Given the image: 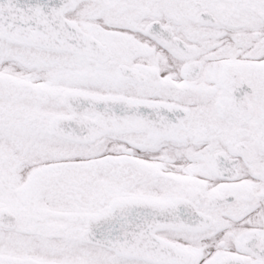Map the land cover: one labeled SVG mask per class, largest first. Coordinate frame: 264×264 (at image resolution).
Wrapping results in <instances>:
<instances>
[{
  "label": "snow or ice",
  "instance_id": "6c2138e0",
  "mask_svg": "<svg viewBox=\"0 0 264 264\" xmlns=\"http://www.w3.org/2000/svg\"><path fill=\"white\" fill-rule=\"evenodd\" d=\"M0 264H264V0H0Z\"/></svg>",
  "mask_w": 264,
  "mask_h": 264
}]
</instances>
